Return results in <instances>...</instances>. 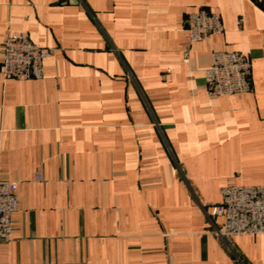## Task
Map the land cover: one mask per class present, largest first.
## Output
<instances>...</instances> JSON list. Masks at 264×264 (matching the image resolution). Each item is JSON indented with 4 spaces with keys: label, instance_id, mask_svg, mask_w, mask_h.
<instances>
[{
    "label": "crops",
    "instance_id": "0c3cea01",
    "mask_svg": "<svg viewBox=\"0 0 264 264\" xmlns=\"http://www.w3.org/2000/svg\"><path fill=\"white\" fill-rule=\"evenodd\" d=\"M200 10L224 32L185 62ZM19 33L52 51L40 79L1 72ZM214 52L249 60L250 92L209 95ZM0 178L19 198L0 264H264V235L205 215L264 185V0H0Z\"/></svg>",
    "mask_w": 264,
    "mask_h": 264
},
{
    "label": "built area",
    "instance_id": "2783aa9c",
    "mask_svg": "<svg viewBox=\"0 0 264 264\" xmlns=\"http://www.w3.org/2000/svg\"><path fill=\"white\" fill-rule=\"evenodd\" d=\"M76 1V0H74ZM188 44L183 47L184 61L190 58L191 47L212 35L224 32L222 16L200 10L187 18ZM52 51L42 50L23 33L10 34L3 42V65L5 78L18 80L40 79L44 63ZM204 79L210 96H230L250 92L251 64L240 53L214 52L212 65L204 71ZM40 181V175H36ZM18 184L0 178V246L12 239L14 227L12 215L19 207ZM221 202L205 211L213 224L223 218V225L215 232L223 239L238 236L264 235V185H226L221 189Z\"/></svg>",
    "mask_w": 264,
    "mask_h": 264
}]
</instances>
